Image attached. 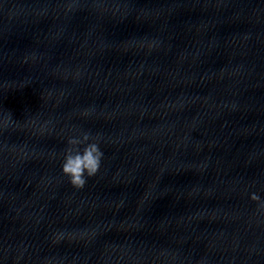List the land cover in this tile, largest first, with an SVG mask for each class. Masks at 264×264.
<instances>
[{
	"label": "clouds",
	"instance_id": "1",
	"mask_svg": "<svg viewBox=\"0 0 264 264\" xmlns=\"http://www.w3.org/2000/svg\"><path fill=\"white\" fill-rule=\"evenodd\" d=\"M68 10H72L71 5H69ZM156 43L153 42V46ZM25 62H27V58H25ZM76 75L79 76L80 73L78 72ZM233 108H235V105H233ZM93 111V109H86L81 115L90 116ZM101 140L102 137L99 133L93 135L86 131L80 133L79 136H69L67 138V147L63 152L61 169L62 174L68 177L69 183L73 187L83 189L88 179L98 174L104 158ZM249 196L252 201L257 202L258 212L261 216H264V199L256 192L250 193ZM62 238V233L56 235L57 240ZM201 264H205V260Z\"/></svg>",
	"mask_w": 264,
	"mask_h": 264
}]
</instances>
